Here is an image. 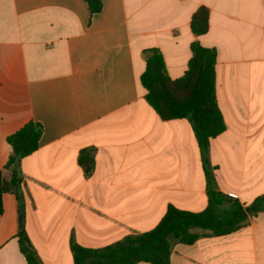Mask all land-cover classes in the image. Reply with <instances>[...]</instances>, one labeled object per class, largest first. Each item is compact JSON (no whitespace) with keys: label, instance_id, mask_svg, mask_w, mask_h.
Instances as JSON below:
<instances>
[{"label":"crops","instance_id":"obj_1","mask_svg":"<svg viewBox=\"0 0 264 264\" xmlns=\"http://www.w3.org/2000/svg\"><path fill=\"white\" fill-rule=\"evenodd\" d=\"M0 0V264H28L15 194L4 189L8 136L42 125L21 162L24 226L43 264H74L154 229L170 206L201 212L208 183L191 120H165L140 77L147 50L173 80L191 45L215 49L216 99L226 129L208 158L217 190L251 205L264 195V0ZM209 11L197 35L193 15ZM82 158L93 160L87 174ZM174 241L171 264H264V210L231 234ZM137 264H150L139 262Z\"/></svg>","mask_w":264,"mask_h":264},{"label":"trees","instance_id":"obj_2","mask_svg":"<svg viewBox=\"0 0 264 264\" xmlns=\"http://www.w3.org/2000/svg\"><path fill=\"white\" fill-rule=\"evenodd\" d=\"M91 14L102 10V0H85ZM191 29L201 35L209 29V11L201 7L192 17ZM192 57L188 69L179 79H171L166 71L163 54L157 49L147 50L146 69L140 77L146 90V99L165 120L187 118L193 123L207 175L208 205L204 211L190 212L170 206L159 224L152 230L125 237L122 241L102 248L72 246L74 264H171L170 249L174 241L192 244L202 235L195 230L208 231L214 236L235 232L248 220L264 210V195L251 205H244L237 198L217 190L208 152L211 139L222 134L225 122L216 99L215 49L198 43L191 45ZM43 127L28 122L11 134L7 142L12 148L5 166L11 173L4 189L15 194L18 203L20 250L28 264H43L32 246L24 226L25 204L21 188V162L39 147ZM87 174L93 170V160L82 158Z\"/></svg>","mask_w":264,"mask_h":264}]
</instances>
